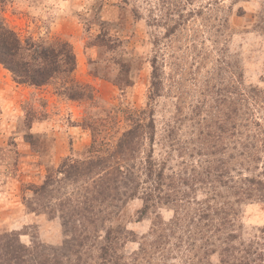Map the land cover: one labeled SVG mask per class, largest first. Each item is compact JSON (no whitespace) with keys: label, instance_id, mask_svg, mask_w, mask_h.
I'll use <instances>...</instances> for the list:
<instances>
[{"label":"rangeland","instance_id":"rangeland-1","mask_svg":"<svg viewBox=\"0 0 264 264\" xmlns=\"http://www.w3.org/2000/svg\"><path fill=\"white\" fill-rule=\"evenodd\" d=\"M0 25L22 41L68 42L73 78L88 96L69 100L60 81L17 84L0 64V236L16 233L46 257L88 264L112 226L130 234L118 251L129 260L179 203L143 210L134 198L93 227L90 217H68L66 203L94 174L74 178L61 165L86 161L93 141L95 156H107L140 117L152 122L165 174L201 178L181 187L189 207L208 197V172L217 204L234 203L240 173L262 183L234 205L233 245L249 253L242 263L264 264V0H0ZM174 252L168 262L180 264ZM206 262L219 264L218 254Z\"/></svg>","mask_w":264,"mask_h":264},{"label":"trees","instance_id":"trees-1","mask_svg":"<svg viewBox=\"0 0 264 264\" xmlns=\"http://www.w3.org/2000/svg\"><path fill=\"white\" fill-rule=\"evenodd\" d=\"M0 64L12 74L17 84L40 88L60 81L64 86L59 94L69 100L88 97L85 95L87 86L73 78L76 59L66 41L58 40L49 45L37 43L32 38L22 41L14 31L0 25ZM152 135V122L145 124L138 117L133 126L122 133L114 151L107 156H95L100 150H93L96 145L93 141L86 161H65L61 165V173L74 178L94 174L92 187L86 189L78 201L66 203L68 217H90V226L94 227L99 215L106 218L112 209L118 208L117 203L134 198L142 200L143 210L157 204L180 205L169 223L153 224L151 240L143 238L145 242L129 260H125L118 251L130 234L108 226L98 246V256L94 263L88 264H172L168 259L174 251L180 254V264H210L206 258L212 254H218L219 264H246L242 263L246 259L245 254H249L245 247L233 245L239 239L233 230L237 217L234 205L251 198L254 187L262 183L240 173L232 181L231 189L236 197L234 203L217 204L214 177L208 172L205 176L210 187L206 193L208 197L204 201L191 199L194 207H189L188 194L181 187L188 186L190 182L192 189L202 183L201 178L195 170L187 180H176L178 174H165V161L154 159ZM239 157H244V153ZM171 240L175 241L171 243ZM197 242L200 246L196 247ZM155 255L158 256L157 261H154ZM41 257L45 258L41 260ZM252 262L256 264L254 260ZM0 264L78 263H72L66 257L64 263L57 257H46L39 252V246H26L18 234L8 233L0 236Z\"/></svg>","mask_w":264,"mask_h":264}]
</instances>
